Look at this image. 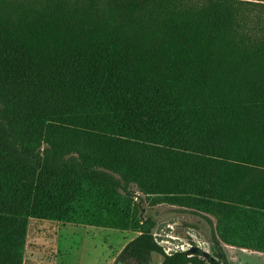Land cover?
<instances>
[{"label":"trees","instance_id":"trees-1","mask_svg":"<svg viewBox=\"0 0 264 264\" xmlns=\"http://www.w3.org/2000/svg\"><path fill=\"white\" fill-rule=\"evenodd\" d=\"M18 2L0 0V264H24L31 218L139 231L122 263L264 252V0ZM137 192L258 228L206 217L214 254L167 253Z\"/></svg>","mask_w":264,"mask_h":264},{"label":"rangeland","instance_id":"rangeland-1","mask_svg":"<svg viewBox=\"0 0 264 264\" xmlns=\"http://www.w3.org/2000/svg\"><path fill=\"white\" fill-rule=\"evenodd\" d=\"M15 7L22 0H9ZM26 2V0H24ZM28 2V1H27ZM264 171V166L259 168ZM136 190L135 186H132ZM153 195L137 192L133 204L139 203L142 220L152 218L154 235L166 249L189 250L191 246L214 254L212 227L203 213L181 208L166 202L154 203ZM220 207L209 214L215 228L223 225L224 232L236 230L228 237L242 239L257 230L256 220L246 214L229 213L231 209ZM232 207V206H231ZM140 234L137 230L95 227L83 224L62 223L31 218L25 249L24 264H135L116 262L125 245ZM221 243L227 253L229 264H264V252ZM164 257L153 254L150 264H161Z\"/></svg>","mask_w":264,"mask_h":264},{"label":"water","instance_id":"water-1","mask_svg":"<svg viewBox=\"0 0 264 264\" xmlns=\"http://www.w3.org/2000/svg\"><path fill=\"white\" fill-rule=\"evenodd\" d=\"M199 250H200L199 247H197V246H193V247H191L189 250H187L186 253H187V255H194V254L198 253ZM208 255H209L208 252H204V256L207 257Z\"/></svg>","mask_w":264,"mask_h":264},{"label":"built area","instance_id":"built-area-1","mask_svg":"<svg viewBox=\"0 0 264 264\" xmlns=\"http://www.w3.org/2000/svg\"><path fill=\"white\" fill-rule=\"evenodd\" d=\"M191 247H193V246H191ZM165 250L167 253H172V252L178 251V250H173L171 247H168L167 249L165 248ZM180 250H184V248H182Z\"/></svg>","mask_w":264,"mask_h":264},{"label":"crops","instance_id":"crops-1","mask_svg":"<svg viewBox=\"0 0 264 264\" xmlns=\"http://www.w3.org/2000/svg\"><path fill=\"white\" fill-rule=\"evenodd\" d=\"M178 206V205H177ZM180 207V206H179ZM181 208H185V209H188V208H186V207H181ZM203 215H204V217L206 218V217H209V214H207V213H203ZM210 218V217H209ZM211 219V218H210ZM207 220V219H206ZM212 220V219H211ZM208 221V220H207Z\"/></svg>","mask_w":264,"mask_h":264}]
</instances>
